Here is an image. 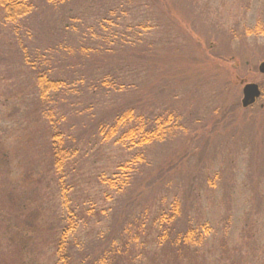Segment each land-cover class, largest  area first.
Wrapping results in <instances>:
<instances>
[{"label":"rangeland","instance_id":"obj_1","mask_svg":"<svg viewBox=\"0 0 264 264\" xmlns=\"http://www.w3.org/2000/svg\"><path fill=\"white\" fill-rule=\"evenodd\" d=\"M3 16L0 9V139L9 148V163L6 171H0V194L7 184L30 193L42 179L44 191L31 197L29 212L21 220L39 224L36 264L53 263L56 214L63 207L55 185L46 178L51 163L48 132L37 117L35 72L22 63L23 45L31 54H49L57 62L60 78L68 83L77 80L52 103L55 120L63 116V127L86 143L72 162L82 193L78 204L82 200L93 219L81 222L71 233L76 241L93 247L114 220L111 213L99 215L98 210L113 208L128 193L144 188L153 164L160 167L167 157L170 161L183 158L182 168L165 179L159 190L167 202L176 192L181 198L179 187L196 185L198 178L190 177L195 169L211 179L220 171L221 180L213 188H203L198 198L192 194L188 204L192 222L205 224L211 231L198 252L182 254L177 264H226L221 254L223 239L229 252L237 249V256H246L247 264H264V204L259 202L262 197L251 201L249 191L264 188V179L253 172L264 170V78L258 71L264 62V0H70L64 8L37 0L31 13L20 20L6 21ZM66 23L72 29L63 30ZM67 48L71 57H65ZM245 84H256L261 91L247 109L241 107ZM223 85L228 87L225 91H221ZM226 99L236 115L206 138L213 111ZM128 105L152 118L164 119L171 113L177 121L164 139L138 151L146 164L132 175L128 193L120 195L102 179L121 177L119 166L138 155V149L115 139L96 142L93 129L98 122H111ZM43 184L50 188L44 189ZM107 194L111 199L106 201ZM145 194L154 207L167 204L159 203V196L152 198L151 191ZM250 208L259 210L253 215L255 241L247 245L241 234ZM4 230L0 215V256L5 257L0 264H10ZM133 243L129 250L140 256L138 264L169 262L165 255L172 252L166 247H157L150 239L139 241L136 249Z\"/></svg>","mask_w":264,"mask_h":264},{"label":"trees","instance_id":"obj_2","mask_svg":"<svg viewBox=\"0 0 264 264\" xmlns=\"http://www.w3.org/2000/svg\"><path fill=\"white\" fill-rule=\"evenodd\" d=\"M36 1L0 0V9L4 12V20L15 22L28 16ZM44 2L49 5L58 4L64 8V4H68L70 0H44ZM70 24L66 23L65 27L63 26V30H67V27L72 29V26H69ZM104 25L106 26V24ZM110 40H113V37ZM106 41L107 39H104L101 43H105ZM66 51L65 57H71L69 56L70 48H67ZM22 52L24 55V60H22L23 65L35 72L34 93L37 102L36 112L39 114L37 117L46 124L45 128L48 132V151L51 163L46 178H50L51 183L55 185L56 191L61 197L60 203L63 207V210H59V213L56 214L57 233L56 239L52 237V241H54L52 264H138L140 256L136 255L137 252H132V249L130 251L129 246H131L132 241L136 249L139 241H146L148 239L157 247H166L167 250L172 252L165 255L167 261H169L167 264H177V260L181 255L184 254L187 257L190 250L198 252L197 249L204 245L211 230L205 224L192 222L191 209H189L188 205L190 203L189 200L192 198L193 193H195L193 198H198L203 188H207L208 186L211 188L215 187L217 185L215 181L221 180V173L219 171L211 179L202 169H195L194 175L190 177H192L193 181L198 178L196 185H194L195 183L190 184L187 182V187L178 188V191L182 192L181 198H179L178 192H176L171 201L167 202L164 196H159V190L162 189L165 179L176 174L182 168L184 160L180 158L170 161V158L167 157L163 161L162 166L157 167L156 164H153L152 167H149L145 177L144 188L137 193L134 192L132 195H129L128 191L133 183V177L146 164L144 163L145 159L142 154L138 151L155 140L164 139V133L170 134L171 129H175L176 124L174 123L177 121V117L171 113L165 114L164 119L162 116L152 118L149 115L138 113L135 108L129 105L123 106L111 122H98L95 129H93V140H96V142L99 140L106 142L115 139L116 143L127 144L129 145L128 147L138 149V155H135L134 158L119 166L121 177L116 176L111 180L105 181L102 179V183L108 185V188L116 190L120 195L128 193L127 199L121 201L119 205L113 206V208L109 207L108 209L98 210L97 214L101 213L103 215L106 211L107 213H111V217L114 220L112 225L108 226L106 234L93 242V247L89 245L90 247L85 248L86 243L82 246V242L76 241L73 238L71 233L76 230L81 222H91V219H93L91 209L86 211L85 205H82V200L78 204V199L82 193L78 192L79 183L74 179L75 168L72 162L73 158L80 153L79 148L81 151V148L86 143L79 142L78 136H72L63 127V116L55 120L52 103L63 88L68 86L74 87L77 80L68 83L63 78H60L59 71H57V62L55 60L51 61L49 54H46V56H37V53L31 54L28 51V47L24 45ZM223 86L221 91H225L228 88L225 85ZM220 103L218 105L219 108H215L213 111L214 115L210 120V122H213V125H211L206 138L213 137L223 121H228L236 115V109L232 105V108L228 107L229 105L227 104L230 103L227 99ZM64 104L62 103V105ZM87 111H91V108ZM172 124L174 125L172 126ZM59 125L64 130L60 129ZM1 141L3 144H0V171H6L9 163V148L3 140ZM141 164L143 166L140 167L139 165ZM263 171L254 170L253 172L258 173L257 175H259L260 179H264V173H261ZM133 174L134 176H132ZM46 178H43L45 182L47 181ZM69 180L71 184H68ZM181 180L184 181L183 177ZM41 181L42 179L36 181L38 189L34 188L30 193L26 190L19 191L16 188H9L6 183L7 185L5 186L8 189H3L2 194H0V208L2 209L0 215L3 217L5 225L2 240L6 242L8 263L10 264H36L34 253L35 248L39 247L40 243H38L35 235L38 233L39 224L34 226L25 224L21 220L29 212L32 201L31 197H39L41 192L44 191L41 189ZM43 187L44 189H49L50 185L43 184ZM227 189V185L222 187V190L225 192ZM145 191H151L152 198L159 196L157 199L159 203L167 204L161 207L152 206L149 202H146L147 194H145ZM249 191L252 197L251 201L260 197L263 200L264 188L254 187L250 188ZM110 199L111 195L107 194L105 200ZM262 200L259 202L263 205L264 200ZM259 208L257 209V213L250 208L244 218L241 238L245 240L247 245L255 241L256 236L254 234H256V231L254 232L253 215H258ZM100 235L98 234V236ZM227 244V240L223 239L221 254L222 259L226 261L225 263L247 264L245 260L246 256L244 258L237 256V249H232L229 252ZM82 247L85 248L83 249L84 251L81 250ZM77 249H80L78 250V254H76ZM238 250H241V248H238ZM3 260H5V257L1 255L0 261Z\"/></svg>","mask_w":264,"mask_h":264},{"label":"water","instance_id":"obj_3","mask_svg":"<svg viewBox=\"0 0 264 264\" xmlns=\"http://www.w3.org/2000/svg\"><path fill=\"white\" fill-rule=\"evenodd\" d=\"M259 73L264 78V62L260 64L258 68ZM261 96V91L258 85L256 84H245L242 89V100L241 107L243 109H247L254 105L256 100H258Z\"/></svg>","mask_w":264,"mask_h":264}]
</instances>
